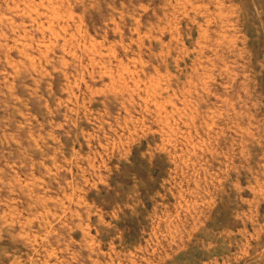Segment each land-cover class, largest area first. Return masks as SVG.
<instances>
[{
    "label": "rangeland",
    "instance_id": "1",
    "mask_svg": "<svg viewBox=\"0 0 264 264\" xmlns=\"http://www.w3.org/2000/svg\"><path fill=\"white\" fill-rule=\"evenodd\" d=\"M0 264H264V0H0Z\"/></svg>",
    "mask_w": 264,
    "mask_h": 264
}]
</instances>
